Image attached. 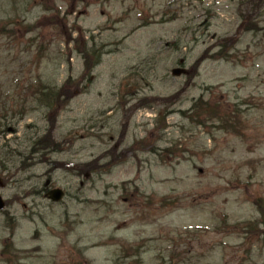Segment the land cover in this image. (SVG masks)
<instances>
[{"label":"rangeland","instance_id":"1","mask_svg":"<svg viewBox=\"0 0 264 264\" xmlns=\"http://www.w3.org/2000/svg\"><path fill=\"white\" fill-rule=\"evenodd\" d=\"M240 1L0 0V264H264V14ZM200 98L238 129L197 125Z\"/></svg>","mask_w":264,"mask_h":264},{"label":"trees","instance_id":"2","mask_svg":"<svg viewBox=\"0 0 264 264\" xmlns=\"http://www.w3.org/2000/svg\"><path fill=\"white\" fill-rule=\"evenodd\" d=\"M263 1L264 0H244L243 2L240 3V7H238V14L242 18H248L249 17L250 19H248V22L250 23L252 21V17L254 15V13L258 12V9L261 6ZM244 4L246 5L244 8V10L246 11V15L245 14L243 15V11H242ZM259 14L260 13H258L257 15H259ZM223 51H224V49H221L222 53H223ZM218 56H220V55H218ZM63 91H64V88L61 89V92H63ZM39 92L43 95V97L47 101L48 106H54L53 105L54 103L60 101L57 98L56 91L54 89H50V87H48L46 90L44 88L40 89ZM206 105H207V103H205L201 98L198 101H196L195 103H193L191 109H192V111H195V112L192 115H190V118L194 119L196 124H199V125H205L206 122L212 121V122L217 123L218 128L226 129L228 126V123H229V119L222 116L223 109H222L221 105L219 103L215 104L214 106H209V107H206ZM191 109L189 110V112H191ZM200 114H204L205 120H203V121L198 120V117ZM163 118H164V116H162V123H164ZM234 120H236L237 122L239 121L237 118H234ZM43 141H51L52 145L55 144L51 140V137L49 134L43 138ZM37 145H39V144L34 141L33 147H35Z\"/></svg>","mask_w":264,"mask_h":264},{"label":"water","instance_id":"3","mask_svg":"<svg viewBox=\"0 0 264 264\" xmlns=\"http://www.w3.org/2000/svg\"><path fill=\"white\" fill-rule=\"evenodd\" d=\"M181 72L179 69L173 70V74L178 75ZM0 185H2L1 179H0ZM62 191L60 189H54L51 190L47 193V196L53 200V201H58L62 197ZM4 207V201L2 200V197L0 196V209Z\"/></svg>","mask_w":264,"mask_h":264}]
</instances>
